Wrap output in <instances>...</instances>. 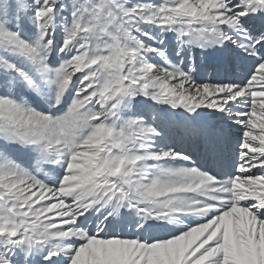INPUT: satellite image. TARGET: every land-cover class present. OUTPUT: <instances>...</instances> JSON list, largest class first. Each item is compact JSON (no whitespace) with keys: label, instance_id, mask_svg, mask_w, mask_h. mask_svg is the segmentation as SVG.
Returning <instances> with one entry per match:
<instances>
[{"label":"snow or ice","instance_id":"1","mask_svg":"<svg viewBox=\"0 0 264 264\" xmlns=\"http://www.w3.org/2000/svg\"><path fill=\"white\" fill-rule=\"evenodd\" d=\"M0 264H264V0H0Z\"/></svg>","mask_w":264,"mask_h":264}]
</instances>
